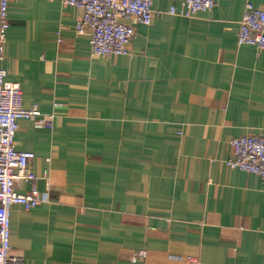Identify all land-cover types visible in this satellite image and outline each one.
<instances>
[{
  "label": "crops",
  "instance_id": "1",
  "mask_svg": "<svg viewBox=\"0 0 264 264\" xmlns=\"http://www.w3.org/2000/svg\"><path fill=\"white\" fill-rule=\"evenodd\" d=\"M217 0L194 17L153 0L131 54L91 53L64 0H12L4 66L24 106L41 203L11 209L12 254L25 264H264V185L230 169V141L264 132V49L239 46L245 6ZM143 252L144 257L138 253Z\"/></svg>",
  "mask_w": 264,
  "mask_h": 264
},
{
  "label": "built area",
  "instance_id": "2",
  "mask_svg": "<svg viewBox=\"0 0 264 264\" xmlns=\"http://www.w3.org/2000/svg\"><path fill=\"white\" fill-rule=\"evenodd\" d=\"M12 0H0V264H25L23 257L13 255L11 247L10 213L14 205L26 209L41 203L39 190L33 185L29 192L16 189L18 181H36L31 162L33 151L19 150L16 145L18 121L27 118L39 126L52 123L43 117L38 106L26 108L21 85L7 80L4 66L7 31L10 27L9 9ZM76 7L81 17L75 25L78 34H88L93 56L112 57L131 54V44L136 28L130 21L151 25L156 17L153 0H64ZM217 0H183L180 8L171 6L168 13L183 17L212 10ZM239 46L251 45L264 49V1L261 5L248 2L240 21L237 35ZM233 157L225 160L230 169H238L257 174L264 185V132L248 134L230 141ZM143 258L144 253H138ZM191 264H199L198 259L189 256Z\"/></svg>",
  "mask_w": 264,
  "mask_h": 264
}]
</instances>
